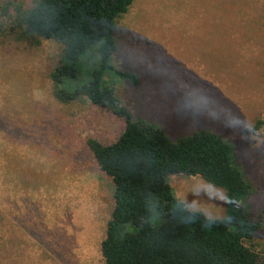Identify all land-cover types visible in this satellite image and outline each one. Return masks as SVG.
<instances>
[{"label":"rangeland","instance_id":"374dc122","mask_svg":"<svg viewBox=\"0 0 264 264\" xmlns=\"http://www.w3.org/2000/svg\"><path fill=\"white\" fill-rule=\"evenodd\" d=\"M118 36L116 65L141 76L115 81L121 105L174 140L208 128L233 142L262 185L250 215L264 221V124L252 129L264 118V0H134ZM62 50L0 33V264H106L115 186L87 140L111 144L126 121L55 97ZM169 183L191 209L225 216L224 189L182 174ZM259 240L264 264V227Z\"/></svg>","mask_w":264,"mask_h":264},{"label":"trees","instance_id":"16d2710c","mask_svg":"<svg viewBox=\"0 0 264 264\" xmlns=\"http://www.w3.org/2000/svg\"><path fill=\"white\" fill-rule=\"evenodd\" d=\"M134 0L6 1L0 33L39 45H63L51 71L55 97L63 103L89 101L126 121L111 144L87 140L101 171L114 182V208L101 244L106 264H260L264 221L250 215V200L262 185L239 163L235 144L201 128L174 140L155 121L136 117L115 89V81L141 83L114 61L119 30ZM80 83L75 85V82ZM264 124L259 118L252 127ZM201 177L225 190L226 213L209 217L177 197L169 176Z\"/></svg>","mask_w":264,"mask_h":264}]
</instances>
